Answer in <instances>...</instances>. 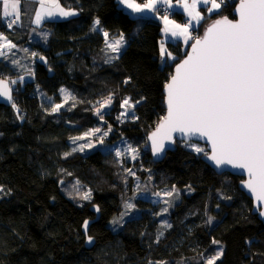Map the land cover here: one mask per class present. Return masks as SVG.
Returning a JSON list of instances; mask_svg holds the SVG:
<instances>
[{"label":"trees","instance_id":"obj_1","mask_svg":"<svg viewBox=\"0 0 264 264\" xmlns=\"http://www.w3.org/2000/svg\"><path fill=\"white\" fill-rule=\"evenodd\" d=\"M59 1L78 14L45 22L44 43L30 40L28 23L9 28L0 21L8 41L36 53L33 80L14 91L12 106L0 105V264H205L202 254L214 255L215 246L223 248L216 264H264V224L240 191L241 178L216 174L182 142L159 163L147 149L146 136L165 113L163 88L188 47L169 43L174 59H161L160 24L130 15L117 0ZM235 1L222 4L205 23L233 18ZM105 31L108 38L123 34L126 41L112 62L104 57ZM62 87L72 101L53 112ZM109 96L112 108L105 120L113 130L110 141L124 138L140 153L130 168L142 166L140 178L150 175L157 189L182 191L167 228H160L153 204L136 200L137 216L111 230L108 223L132 195V177L110 153L70 152L69 140L98 124L94 103ZM124 99L133 105V119L115 117ZM68 184L79 187L81 196L65 190ZM83 193H90V199H83ZM92 206L99 209L97 221ZM87 220L93 221L88 229L92 247L85 245L82 233Z\"/></svg>","mask_w":264,"mask_h":264},{"label":"snow or ice","instance_id":"obj_2","mask_svg":"<svg viewBox=\"0 0 264 264\" xmlns=\"http://www.w3.org/2000/svg\"><path fill=\"white\" fill-rule=\"evenodd\" d=\"M120 2L134 12L154 10L157 3L171 7L170 0H147L143 5L135 0ZM198 3L210 5L207 11L213 12L220 9L225 0H192L191 4L188 0H183L184 10L196 21L203 19L200 12L196 11ZM19 4L20 0H3V17H13L7 23L9 28L20 19ZM53 7L61 16L75 15L72 11H65L55 0ZM237 12L239 19L235 22L224 17L208 27L204 37L195 40L187 59L177 65L175 74L165 85L168 114L150 139L153 154H158L164 149V139L171 140L173 132L207 138L212 145V154L208 158L217 167L232 165L234 168L246 169L249 179L244 182L245 186L255 195L256 200L264 205V0H241ZM54 14L51 8L46 10L44 0H40V11L36 13L35 22L39 24L44 16ZM163 20L164 32L170 33L171 37H183L185 42L192 39L189 32L193 27L191 21L181 25L170 20L168 16H164ZM94 23L98 26L100 21L97 19ZM103 35L107 47L118 53L124 44L123 34L111 42L108 41V32H103ZM0 41H3L0 43V56L6 55L5 49L11 50L15 47L2 33ZM160 53L162 57H171V53L167 52L163 45ZM0 96L11 99L10 89L3 80H0ZM68 98L69 94L65 93L66 101ZM111 102L112 97L109 96L96 109V114L101 119V108ZM125 106L131 108L133 105L125 99L121 107ZM61 107L62 105L57 104L52 111L56 112ZM99 131V128L94 130ZM94 132L85 135H94ZM79 139L84 137H75L73 142ZM91 146L80 145L79 149L74 148L72 151H82L84 147ZM190 146L197 153L204 151L195 144ZM131 151L136 152L135 149ZM117 155L120 153L117 152ZM132 158L135 159V155ZM128 171L133 174L131 170ZM3 191L0 186V192ZM172 194V191L165 193L166 196ZM82 198L90 199V193H85ZM259 214L264 217V210ZM83 228L86 243L92 244L94 238L87 235L88 221H84ZM212 243L219 244L215 240ZM222 255L223 248L220 247L215 255L204 257L205 264H216Z\"/></svg>","mask_w":264,"mask_h":264},{"label":"rangeland","instance_id":"obj_3","mask_svg":"<svg viewBox=\"0 0 264 264\" xmlns=\"http://www.w3.org/2000/svg\"><path fill=\"white\" fill-rule=\"evenodd\" d=\"M55 1L58 3V0H55ZM65 11H72L75 13V15L77 14L76 11H73L71 9H68ZM45 19H47V18H45V16H44V18L37 25L40 26ZM0 33H2V32L0 31ZM198 35L194 36L192 34L193 39L198 37ZM29 37H30L31 41L44 43L46 41V38H47V32L46 31H39L38 33L30 32ZM119 37L120 36L108 38V41L109 42L114 41L116 39H119ZM2 42L3 41H0V43H2ZM125 45H126V41L124 39V44L121 46L120 51L118 53H114L105 44V47H104L105 61L108 60V61L112 62V61L116 60L118 55L120 54V52L124 49ZM4 51L6 52V55L0 56V77H3V79L10 81V85L13 89V95H14V91L21 90L25 82H31L33 80L32 72H33L34 59H35L36 53L33 54L32 51H30L29 46L23 47V48L19 47V46H15L11 50L5 49ZM108 54H109V56H108ZM37 59H38V61L42 60L39 57ZM12 81H15V83H12ZM61 89H63L64 91L62 92ZM65 93L69 94V98L67 99V101L65 99ZM58 94L60 97V103L59 104L62 105V107L56 112H60L61 110H63L66 107L67 103L69 104L72 101V94L67 89H65L63 87L60 88L58 90ZM14 100H15V96H14ZM105 100L106 99L99 100L96 103H94V105H93L94 114L98 119L97 126L92 128V129L87 130L81 136H77V137H84V139L75 140V142H73V138H71L69 140L70 152L71 153H79L82 155L88 154V153L96 151V150L103 152V153H110L121 164L124 165L122 172L128 173V176L132 177V183H131L132 195L129 199H127L125 201L120 213L108 223L111 230H113L114 232L118 231L125 221L137 216L139 211L137 210V208L135 206L136 200L148 201L151 204H153V206H155V208L157 209V213H156L157 217L156 218L158 219V223H159L160 228L161 229L167 228L168 226H166V225L170 224V222H169L170 211H171L173 205L178 201L179 197L182 194V191H179L176 188H175V191H173V188H167V187L157 189L155 187V185L153 183V179L150 177V175L144 179L140 178L137 171H139V172L143 171L142 166L140 167V169L137 168L136 170L134 168H130L131 164L135 160H138V158L140 157V153L138 152V150L134 146H132V144L130 142H128L124 138L118 139V140L113 141V142L110 141V137L113 134V130H112V127L109 125V123H107V121L105 120V117H106V115L110 114V111L112 108V102H111V104L106 105L104 108H101V113L103 114V119H101L100 116H98L96 114V109L100 106L101 103H104ZM45 101L47 103L52 102L51 99H45ZM123 101L120 104V111H119L118 115L115 116L116 119H119L120 117L122 119H133L134 118L133 106L131 108H127V106L121 107ZM55 105H57V104H54L53 107H55ZM122 113H126V114L121 115ZM97 128H99L100 131L94 132V130ZM89 132H94V135L86 136L85 134L89 133ZM101 140L103 141L102 143H101ZM88 144H91L92 146L91 147H84L82 151L81 150L72 151L74 148L79 149L80 145H88ZM191 144H195L196 146L202 148L204 151L197 153L190 146ZM185 145L189 150L193 151L197 155L201 156L204 153H206L205 146H203L201 144L190 142V143H187ZM131 149H135L136 152L133 153L131 151ZM117 152L120 153L119 156L117 155ZM133 155H135V159L132 158ZM128 170H131V172L133 174H129ZM64 189L65 190L68 189L69 192L72 193V196L74 198L76 197L75 195L81 196L79 194L80 188L76 187L75 185H71V184L65 185ZM170 191H172L173 194L171 196H166L165 193L170 192ZM1 193L2 192H0V195H1ZM157 193H159V195H157ZM84 194L85 193H83L82 195H84ZM165 201H167V203H165ZM128 205H132V207H128ZM165 209H167V211H164ZM113 221H118V222L113 223ZM215 247H216V249H215V253H216V250L220 247L219 246H215ZM215 253H214V255H215ZM204 257H209V256H202L201 257V261H203L205 263ZM157 264H168V263L161 262V263H157ZM176 264H186V263L178 262Z\"/></svg>","mask_w":264,"mask_h":264},{"label":"crops","instance_id":"obj_4","mask_svg":"<svg viewBox=\"0 0 264 264\" xmlns=\"http://www.w3.org/2000/svg\"><path fill=\"white\" fill-rule=\"evenodd\" d=\"M135 2L139 3L136 0H135ZM218 2H219V0H218ZM44 3H45V9L47 10V9L51 8V10L55 14L53 16H45V18H47V19H45L42 22V24L39 26V25H37L35 20H36V13L40 10V0H20V4H19L20 19L16 24L13 25L14 28H21V27H23L24 23L26 22V23H28V26H31L30 32L38 33L39 31H41L42 25L47 21L66 20V19H69L71 17H75L78 14L77 10L71 9L73 11H76L77 14L71 15V16H61V15H59V12L53 7V0H44ZM145 3H147V0L143 3H140V4L143 5ZM170 3H171V7H169L168 4L157 3V6L154 10H147L146 9L143 12H134L132 9L127 8V6L125 4L121 3L120 0H117L118 6L120 8H122L124 11L128 12L130 15L135 16V17L147 18V19L156 21L160 24V26H161V40H160V44H159V54H160L161 59H164L166 57V60H168V61H172L174 59V57L172 55H171V58L168 56L162 57L161 53H160L161 45H163V47L167 50V44L179 43V44H181L183 50H185L189 46L191 41L193 40L192 34L195 36L198 33L199 29L203 25L206 24L205 23L206 19L210 14L217 13L220 10V9H218V10H214L213 12H208L207 8L210 7V5L206 6V5H202V4L198 3L197 7H196V11L200 12L203 19L196 21V20H192V18L189 17L188 13L184 10V8L182 6L183 0H170ZM188 3L191 4L192 0H188ZM34 4H35V6H34ZM58 4L64 10L69 9V8L63 6L59 0H58ZM161 6H166L171 10L172 15L168 16V18L172 21H175V23L183 25V24L191 21V24L193 25V27H191L189 29V32H190L192 39L185 42V39L183 37H171L170 33L164 32V27H165L164 20H163L164 16H162L158 13V8H160ZM177 15L181 17L180 21L174 17ZM12 18L13 17H3V0H0V21L7 24L8 21ZM169 27H171V26H169ZM108 56H109V54H108Z\"/></svg>","mask_w":264,"mask_h":264},{"label":"water","instance_id":"obj_5","mask_svg":"<svg viewBox=\"0 0 264 264\" xmlns=\"http://www.w3.org/2000/svg\"><path fill=\"white\" fill-rule=\"evenodd\" d=\"M241 0H239L233 7L232 10V17L230 20H232L233 22H235L236 20L239 19V13L237 12V9L239 7ZM224 17H220V18H216L210 22H208L202 29L200 35L196 38H194L190 45L188 46L184 57L174 65L173 69H172V75L175 74V69L177 67V65H179L180 63H182L185 59H187V56L189 54H191L192 52V45L195 43L196 39H202L205 35V32L207 30L208 27H210L216 20L222 19ZM229 19V18H228ZM171 75V76H172ZM170 76V78H171ZM170 78L168 80V82L170 81ZM5 82H7V86L10 89V94H11V99H8L7 97L4 96H0V105L5 106V107H10L12 106V104L14 103V95H13V89L10 85V82L8 80L5 79H1ZM167 82V83H168ZM163 95H164V109H165V113L164 116L159 120V122L157 123L156 127L149 132V134L146 136V143H147V149L149 151L150 157L151 159L156 162L159 163L161 161L164 160L165 156L167 155V153L172 152L174 150L175 147V143L176 142H182V143H190V142H194V143H198L201 144L203 146H205V151L206 153H204L203 155L200 156V159L208 166L210 167L212 170H214V172L216 174H222V173H229L233 176H237L239 178H241V181L238 184V187L240 189V191H242L252 202V214L256 215L258 217V219L264 224V217H262L259 212L264 210V205H262L260 202H258L255 198V195L245 186V181H247L249 179L248 173L246 169H241V168H234L232 165H223L220 167H217L213 161H211L208 157L212 154V145L211 142L207 140V138L205 137H200V136H186L183 133L180 132H173L171 134V140L169 139H164L163 143H164V149L163 151H161L158 154H153V150H152V141L150 139V137L152 136V134L154 132L157 131V129L160 127L161 123H163L164 118L167 116L168 114V108H167V94H166V88L164 86L163 88ZM90 211H92L95 215V219L93 221H97L99 219V211H97V207L96 206H92L90 208ZM88 221V229L90 224L93 221L87 220ZM88 229H87V235H88ZM82 233L86 238V234H85V230L82 226ZM94 244V240L92 244H88L85 241V245L87 247H92Z\"/></svg>","mask_w":264,"mask_h":264},{"label":"built area","instance_id":"obj_6","mask_svg":"<svg viewBox=\"0 0 264 264\" xmlns=\"http://www.w3.org/2000/svg\"><path fill=\"white\" fill-rule=\"evenodd\" d=\"M234 1L235 0H225V2H234ZM158 13L162 16H171L172 15L171 10L166 6H161L160 8H158Z\"/></svg>","mask_w":264,"mask_h":264}]
</instances>
